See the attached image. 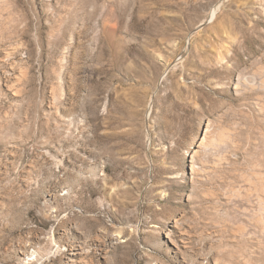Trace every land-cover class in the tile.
Returning a JSON list of instances; mask_svg holds the SVG:
<instances>
[{
	"label": "rangeland",
	"instance_id": "obj_1",
	"mask_svg": "<svg viewBox=\"0 0 264 264\" xmlns=\"http://www.w3.org/2000/svg\"><path fill=\"white\" fill-rule=\"evenodd\" d=\"M0 264H264V0H0Z\"/></svg>",
	"mask_w": 264,
	"mask_h": 264
},
{
	"label": "bare ground",
	"instance_id": "obj_2",
	"mask_svg": "<svg viewBox=\"0 0 264 264\" xmlns=\"http://www.w3.org/2000/svg\"><path fill=\"white\" fill-rule=\"evenodd\" d=\"M237 86H239V85H237ZM262 111V110H261Z\"/></svg>",
	"mask_w": 264,
	"mask_h": 264
}]
</instances>
